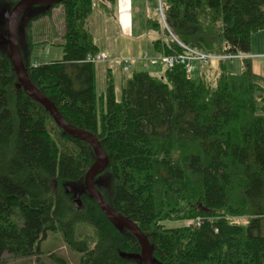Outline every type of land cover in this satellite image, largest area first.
<instances>
[{
	"label": "trees",
	"instance_id": "1",
	"mask_svg": "<svg viewBox=\"0 0 264 264\" xmlns=\"http://www.w3.org/2000/svg\"><path fill=\"white\" fill-rule=\"evenodd\" d=\"M16 1L0 0V10ZM92 1L32 6L17 31L31 82L106 153L108 164L95 177L98 190L146 235L155 264H264V77L253 71L252 58L240 60L237 72L225 59L197 64L190 76L181 64L159 74L135 71L118 100L109 66L105 90L97 95L96 63L85 61L102 51L88 22ZM106 1L100 5L109 17L116 0ZM161 5L170 33L206 53L250 54L253 35L264 31V0ZM57 6L63 9L62 57L34 66L32 26ZM155 10L146 20L155 32L153 54L182 52ZM0 29L5 35V22ZM7 50L0 44V262L4 253H40L39 241L60 233L80 253L79 264H141L121 256L139 254L137 239L117 228L86 191L75 197L67 190L82 184L92 149L24 93ZM196 216L197 226L163 224ZM77 223L93 228L92 245L77 239Z\"/></svg>",
	"mask_w": 264,
	"mask_h": 264
},
{
	"label": "rangeland",
	"instance_id": "2",
	"mask_svg": "<svg viewBox=\"0 0 264 264\" xmlns=\"http://www.w3.org/2000/svg\"><path fill=\"white\" fill-rule=\"evenodd\" d=\"M101 2L102 0H93V11L88 19L95 44L108 55L112 53L117 56L128 55L135 58L133 59L134 62L130 63L129 70L123 72L116 62H96L95 64L97 95L105 90L106 79H108L107 65L110 64L115 84V97L118 100L121 98V85L132 73L135 71H147L153 74L154 72L159 73L164 68L161 62L156 66L152 64L144 66L142 65V60H140L143 51H148V54L153 53L150 40L151 36H155V32L146 29V20L149 14L155 10L154 7H158V1L116 0L112 16L109 14V17L106 13L103 16ZM6 8L0 10V17L7 10ZM52 10L49 16H45L32 26L31 37H33L34 45L29 56L31 62L58 61L62 57L63 9L61 6H57ZM99 12L102 19L98 15ZM4 21L3 19L0 20L1 25ZM251 41L252 49L250 52L252 53L253 70L264 77V54L262 56L255 54L264 51V31L256 32ZM215 64L216 62L211 63V65ZM226 65V68L230 71L237 72L242 63L239 59H233L229 60ZM255 65H257V68H255ZM212 73V71L209 72V74ZM233 218L238 223H245L247 219L245 216H235ZM190 220L191 218L182 221L164 220L163 224L166 227L190 226ZM192 223L197 224L195 222ZM77 228V239L86 237L89 244L92 245L95 241L93 228L83 223H77ZM39 248L40 253H33L27 256H12L9 253H4L0 264H79L80 253L70 249L63 241L60 233H47L39 241Z\"/></svg>",
	"mask_w": 264,
	"mask_h": 264
},
{
	"label": "water",
	"instance_id": "3",
	"mask_svg": "<svg viewBox=\"0 0 264 264\" xmlns=\"http://www.w3.org/2000/svg\"><path fill=\"white\" fill-rule=\"evenodd\" d=\"M61 1L63 0H17L11 8L9 10H5V12L2 13V17H0V20L3 19L4 21L5 19V35L1 33L0 29V44H4L8 48V57L11 61L17 82L24 93L33 99V101L38 102L64 133L72 136L73 138L81 139L87 142L92 149L93 160L90 162V165L83 175L82 184L67 187V190L73 191L75 197H78L81 192L86 191L88 196L99 206L103 214L109 218L117 228H124L128 230L137 239L141 250L139 251V254H121V256L133 258L141 264H155L151 256L152 246L149 244L146 235L142 232V230H140L134 221L113 209L106 202L97 188V185L101 183V179L99 177L95 178V176L105 169L108 164V157L102 149L96 136L85 129L75 127L65 121L58 112L54 103L31 82L28 77L29 75L26 72L19 47V37L17 31L19 19L22 14L27 12V10L32 6L39 5L48 8L53 4L60 3ZM197 209L204 208L199 204Z\"/></svg>",
	"mask_w": 264,
	"mask_h": 264
},
{
	"label": "built area",
	"instance_id": "4",
	"mask_svg": "<svg viewBox=\"0 0 264 264\" xmlns=\"http://www.w3.org/2000/svg\"><path fill=\"white\" fill-rule=\"evenodd\" d=\"M178 43L184 49L183 52L155 56V57H150L147 54H143L141 59L145 63H151V64H155L161 61V63L168 68H171L175 64H181L187 69L188 72H190L193 70L195 62L206 63L209 60H217L224 58L232 60L236 58H242L244 56L243 54L232 53V52H226L223 54H210L188 47L186 46V44L184 45L180 42ZM109 60H110L109 57L103 52H98L94 55H89L85 59V61L89 63H93L96 61L104 62ZM118 62L121 64L123 70H127L129 63V59L127 57L118 59ZM200 221H201V217H196L195 220H191L189 224H192V222L198 224Z\"/></svg>",
	"mask_w": 264,
	"mask_h": 264
},
{
	"label": "crops",
	"instance_id": "5",
	"mask_svg": "<svg viewBox=\"0 0 264 264\" xmlns=\"http://www.w3.org/2000/svg\"><path fill=\"white\" fill-rule=\"evenodd\" d=\"M146 51V50H145ZM250 54H252L251 52H250ZM255 54H259L260 56H262V52H258V53H255ZM130 57H132V56H130ZM133 58V57H132ZM44 62H47V61H44ZM256 67L255 68H257V65H255ZM252 67V66H251ZM252 69H253V67H252ZM254 71V70H253Z\"/></svg>",
	"mask_w": 264,
	"mask_h": 264
},
{
	"label": "bare ground",
	"instance_id": "6",
	"mask_svg": "<svg viewBox=\"0 0 264 264\" xmlns=\"http://www.w3.org/2000/svg\"><path fill=\"white\" fill-rule=\"evenodd\" d=\"M24 66H25V65H24ZM34 66H35V65H34ZM25 68H26V66H25ZM26 72H27V71H26ZM53 121H54V120H53ZM54 123H55V122H54ZM59 128H60V127H59ZM98 174H99V173H98ZM98 174H97V175H98ZM97 175H96V176H97ZM96 176H95V177H96ZM99 192H100V191H99ZM100 193H101V192H100ZM101 195H102V194H101ZM102 196H103V195H102ZM103 198H104V197H103ZM104 199H105V198H104ZM106 202H107V201H106ZM100 210H101V209H100ZM127 231H128V230H127ZM128 232H129V231H128Z\"/></svg>",
	"mask_w": 264,
	"mask_h": 264
}]
</instances>
